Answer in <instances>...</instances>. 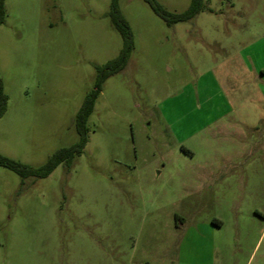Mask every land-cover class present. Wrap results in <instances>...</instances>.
<instances>
[{
  "label": "rangeland",
  "instance_id": "1",
  "mask_svg": "<svg viewBox=\"0 0 264 264\" xmlns=\"http://www.w3.org/2000/svg\"><path fill=\"white\" fill-rule=\"evenodd\" d=\"M4 1L0 153L40 167L78 141L123 38L112 0ZM117 2L134 47L100 86L82 153L45 177L0 165V264H264V0H204L172 24ZM200 177L220 180L188 194Z\"/></svg>",
  "mask_w": 264,
  "mask_h": 264
},
{
  "label": "trees",
  "instance_id": "2",
  "mask_svg": "<svg viewBox=\"0 0 264 264\" xmlns=\"http://www.w3.org/2000/svg\"><path fill=\"white\" fill-rule=\"evenodd\" d=\"M151 8L163 17L168 24L185 21L194 17L204 7V0H191L189 7L182 12H171L166 9L158 0H145ZM111 17L114 25L119 30L123 38V45L119 54L109 60L105 65L98 67L96 87L86 93L85 99L75 115V126L79 134L78 141L64 147L51 154L47 161L40 167H33L19 160L12 159L0 153V165L8 167L17 172L23 179L28 176L45 177L48 176L60 163L71 162L75 156L82 153L88 142L87 119L92 113L96 98L100 91L103 80L111 74L123 69L129 59L134 47L133 34L128 21L119 10L117 0L111 2ZM6 10L5 1L0 0V25L5 22ZM8 96L4 90L3 79L0 76V116L6 110Z\"/></svg>",
  "mask_w": 264,
  "mask_h": 264
},
{
  "label": "crops",
  "instance_id": "3",
  "mask_svg": "<svg viewBox=\"0 0 264 264\" xmlns=\"http://www.w3.org/2000/svg\"><path fill=\"white\" fill-rule=\"evenodd\" d=\"M264 70V69H263ZM220 178L218 177H212V178H207V177H200L195 179V181L190 180L188 183L189 184H197V186H191L188 187V194H199L202 193V191L205 189L206 186L210 187L212 186L214 188L215 184L217 183L216 181H219ZM211 192L215 189H210ZM205 225L207 230H210L211 232H214V228H217L218 226L222 225V221L217 218L214 217L213 220L211 221H205Z\"/></svg>",
  "mask_w": 264,
  "mask_h": 264
}]
</instances>
